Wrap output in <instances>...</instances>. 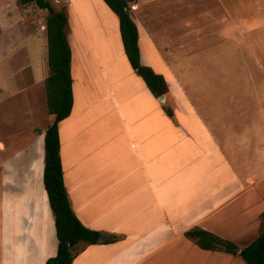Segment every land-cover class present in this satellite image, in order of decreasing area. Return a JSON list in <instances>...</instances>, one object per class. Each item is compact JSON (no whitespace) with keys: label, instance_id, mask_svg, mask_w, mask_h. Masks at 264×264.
I'll list each match as a JSON object with an SVG mask.
<instances>
[{"label":"crops","instance_id":"0c3cea01","mask_svg":"<svg viewBox=\"0 0 264 264\" xmlns=\"http://www.w3.org/2000/svg\"><path fill=\"white\" fill-rule=\"evenodd\" d=\"M72 4L69 0V16ZM196 10L206 18L215 16L216 0L131 1L141 61L166 78L165 100L173 103L175 119L140 75L128 71L122 76L114 71L112 59H87L89 49L97 55L88 30L81 29L82 34L70 29L74 102L59 125L65 184L81 222L107 234L106 240L115 237L81 244L72 264H247L239 255L202 249L185 234L200 227L244 248L259 236L264 211V137L245 131L239 148L222 142V120L208 116L194 92H188L190 80L179 76L188 31L200 30L189 18ZM107 11L111 26L103 25L105 37L123 58L119 20ZM43 41L45 49L47 37ZM106 64L110 72L102 73ZM88 65L99 68L100 82L108 88L99 93L101 101L109 96L112 121L108 113V120L94 121L97 108L82 78L89 76ZM37 71L33 68L35 76ZM95 75L91 72L94 80ZM233 107L228 108L231 123L241 116L238 111L255 110L251 104ZM256 110L263 113V105ZM243 117L251 122L245 112ZM29 144L7 152L0 143V264H46L58 251L44 159L41 151L33 154V142Z\"/></svg>","mask_w":264,"mask_h":264},{"label":"rangeland","instance_id":"374dc122","mask_svg":"<svg viewBox=\"0 0 264 264\" xmlns=\"http://www.w3.org/2000/svg\"><path fill=\"white\" fill-rule=\"evenodd\" d=\"M51 1L57 8L69 6V0ZM72 2L71 16L67 8L69 20L71 18L68 32L70 33L71 27L82 34L81 29L88 30L97 55L95 56L93 49H89L87 59H100L104 63L112 59L114 71L116 68V72L122 76H127L130 73L128 71L136 73L127 57H120L118 48L105 37L103 25H107L106 28L111 26L107 11L111 10L105 2ZM191 13L192 11L189 12ZM111 15L118 23L112 11ZM45 16L46 11L34 4L21 5L18 0H0V39L4 40L7 36L5 42L0 40V69L4 67L5 72L0 74V143L9 152L20 150L27 142H30V146L33 142V154L38 155L41 151L42 160L43 132L52 122V116L47 109L45 87L41 82L49 72L45 52L47 42L45 49L44 44L42 46L43 39L47 37ZM189 18H193L200 30L194 33L188 31L187 45L183 49L185 53L180 56L182 59L177 67L179 76L190 80L188 92H194L193 97L199 100L198 105L206 108L208 116L220 117L223 130L226 131L225 140L221 138L222 142L236 143L239 148V142L244 140L240 136L245 131L257 136L256 138L264 137V120L258 118L264 112L259 113L256 110L262 105L264 107V0H216L215 16L206 18L196 10ZM74 50L77 51V48ZM3 59L10 60L1 64ZM90 66L86 70L89 76L82 78L87 84L85 92L97 108L94 121L107 119V113L112 121L109 113L112 103L109 96L101 101L102 96L99 93L101 89L108 88L104 82H100L99 68ZM33 68L38 70L36 76ZM91 72L97 75L95 80L91 78ZM104 72H110L107 64L102 73ZM81 91L84 100L83 88ZM101 104L106 106L102 108ZM226 104L232 106L227 107ZM234 104H251L255 110L238 111L237 114L241 116L231 123L233 116H229L231 111L228 108H234ZM244 112L251 118V122H245ZM263 115L261 116L264 117ZM108 130L113 132L112 129ZM118 130L114 127L115 132ZM212 130L216 133V126ZM0 153L4 152L0 150Z\"/></svg>","mask_w":264,"mask_h":264},{"label":"trees","instance_id":"16d2710c","mask_svg":"<svg viewBox=\"0 0 264 264\" xmlns=\"http://www.w3.org/2000/svg\"><path fill=\"white\" fill-rule=\"evenodd\" d=\"M104 1L118 17L124 51L131 66L143 78L155 97L167 96L169 84L164 75L141 61L139 30L131 16L132 0ZM18 3L34 4L37 8L46 11L49 72L45 78L44 87L47 109L52 116V122L43 132L44 185L54 215L58 238L57 254L50 257L46 264H72L80 252V245L100 243L99 235L102 232L86 227L73 210L65 184L60 154L59 125L71 114L74 102L71 73L72 48L68 36V6L57 8L51 0H18ZM162 105L166 114L175 119L174 109L168 98ZM261 217L262 228L259 236L244 248L200 227H193L185 234L202 249L239 255L247 264H264V211ZM114 239L115 237H112L103 242H111Z\"/></svg>","mask_w":264,"mask_h":264},{"label":"water","instance_id":"95a60500","mask_svg":"<svg viewBox=\"0 0 264 264\" xmlns=\"http://www.w3.org/2000/svg\"><path fill=\"white\" fill-rule=\"evenodd\" d=\"M165 95H162V96H160L158 99L160 100V101H164L165 100ZM108 238V235L107 234H105V233H101L100 235H99V241H104V240H106ZM73 246V245H72Z\"/></svg>","mask_w":264,"mask_h":264}]
</instances>
